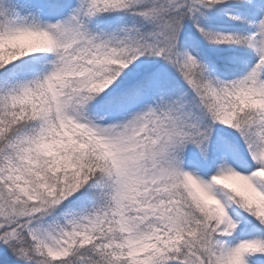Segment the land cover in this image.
<instances>
[{"label":"snow or ice","instance_id":"obj_1","mask_svg":"<svg viewBox=\"0 0 264 264\" xmlns=\"http://www.w3.org/2000/svg\"><path fill=\"white\" fill-rule=\"evenodd\" d=\"M0 264H264V0H0Z\"/></svg>","mask_w":264,"mask_h":264}]
</instances>
